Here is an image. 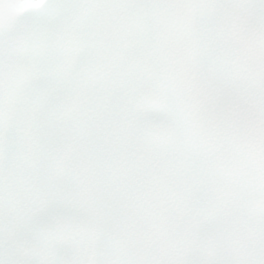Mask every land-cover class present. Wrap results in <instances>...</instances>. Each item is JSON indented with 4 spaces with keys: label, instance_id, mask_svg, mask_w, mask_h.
<instances>
[{
    "label": "snow or ice",
    "instance_id": "snow-or-ice-1",
    "mask_svg": "<svg viewBox=\"0 0 264 264\" xmlns=\"http://www.w3.org/2000/svg\"><path fill=\"white\" fill-rule=\"evenodd\" d=\"M0 264H264V0H0Z\"/></svg>",
    "mask_w": 264,
    "mask_h": 264
}]
</instances>
